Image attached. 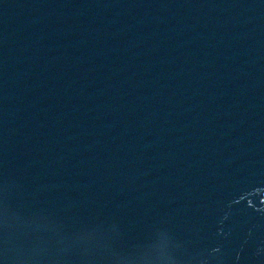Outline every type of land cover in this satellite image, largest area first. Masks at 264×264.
Segmentation results:
<instances>
[{
    "label": "water",
    "instance_id": "95a60500",
    "mask_svg": "<svg viewBox=\"0 0 264 264\" xmlns=\"http://www.w3.org/2000/svg\"><path fill=\"white\" fill-rule=\"evenodd\" d=\"M0 264H264V0H0Z\"/></svg>",
    "mask_w": 264,
    "mask_h": 264
}]
</instances>
